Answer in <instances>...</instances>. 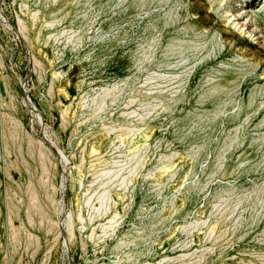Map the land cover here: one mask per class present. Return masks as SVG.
Instances as JSON below:
<instances>
[{
    "label": "rangeland",
    "instance_id": "obj_1",
    "mask_svg": "<svg viewBox=\"0 0 264 264\" xmlns=\"http://www.w3.org/2000/svg\"><path fill=\"white\" fill-rule=\"evenodd\" d=\"M242 3L257 40L228 0H0V264H264Z\"/></svg>",
    "mask_w": 264,
    "mask_h": 264
},
{
    "label": "bare ground",
    "instance_id": "obj_2",
    "mask_svg": "<svg viewBox=\"0 0 264 264\" xmlns=\"http://www.w3.org/2000/svg\"><path fill=\"white\" fill-rule=\"evenodd\" d=\"M223 1L225 0H208V5L209 7L212 6V8L215 6H221ZM228 1H230V6L223 12L225 13L223 14L225 17L224 19L227 21L226 24H224V29L222 32L228 34L230 32V28L233 27L237 29L240 34L248 33L249 36L255 37L256 40L260 38L261 32L258 27L251 22L247 8L242 3L243 0H235V2H237L236 4L232 3L234 0ZM205 18V16H200L199 20L201 19V21H205ZM91 151H94V149L92 148Z\"/></svg>",
    "mask_w": 264,
    "mask_h": 264
}]
</instances>
